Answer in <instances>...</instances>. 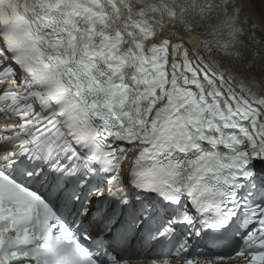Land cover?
Returning a JSON list of instances; mask_svg holds the SVG:
<instances>
[{
  "label": "snow or ice",
  "instance_id": "snow-or-ice-1",
  "mask_svg": "<svg viewBox=\"0 0 264 264\" xmlns=\"http://www.w3.org/2000/svg\"><path fill=\"white\" fill-rule=\"evenodd\" d=\"M249 7L0 0V264H264V203L241 195L264 163V80L222 62L264 69V41L250 48L241 24ZM253 27L264 34V17ZM134 189L172 208L161 236L242 211V244L208 256L184 239L142 259L97 243L113 221L131 233L155 219Z\"/></svg>",
  "mask_w": 264,
  "mask_h": 264
},
{
  "label": "bare ground",
  "instance_id": "bare-ground-1",
  "mask_svg": "<svg viewBox=\"0 0 264 264\" xmlns=\"http://www.w3.org/2000/svg\"><path fill=\"white\" fill-rule=\"evenodd\" d=\"M243 15H244V19L246 17V20L249 21L251 25L257 24L260 18L263 17L262 14L257 10L256 4L252 0H251V7L245 9L243 12ZM253 31H255V34L257 35V37H261L264 39V34L261 33V30L259 27H256L255 29H253ZM239 47H241V45ZM239 64H242V63H239ZM252 69H254L256 73L258 74V80H259V83L261 84V81L264 80V69H261L258 65L255 67H252Z\"/></svg>",
  "mask_w": 264,
  "mask_h": 264
},
{
  "label": "rangeland",
  "instance_id": "rangeland-1",
  "mask_svg": "<svg viewBox=\"0 0 264 264\" xmlns=\"http://www.w3.org/2000/svg\"><path fill=\"white\" fill-rule=\"evenodd\" d=\"M256 4L257 10L262 14L264 17V0H252Z\"/></svg>",
  "mask_w": 264,
  "mask_h": 264
}]
</instances>
